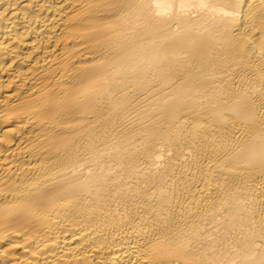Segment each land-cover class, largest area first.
Listing matches in <instances>:
<instances>
[{
    "label": "bare ground",
    "instance_id": "6f19581e",
    "mask_svg": "<svg viewBox=\"0 0 264 264\" xmlns=\"http://www.w3.org/2000/svg\"><path fill=\"white\" fill-rule=\"evenodd\" d=\"M0 264H264V0H0Z\"/></svg>",
    "mask_w": 264,
    "mask_h": 264
}]
</instances>
